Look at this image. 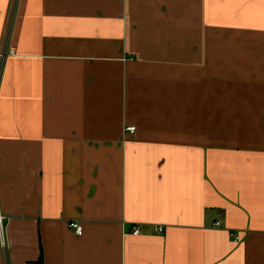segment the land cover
Wrapping results in <instances>:
<instances>
[{"label":"crops","instance_id":"0c3cea01","mask_svg":"<svg viewBox=\"0 0 264 264\" xmlns=\"http://www.w3.org/2000/svg\"><path fill=\"white\" fill-rule=\"evenodd\" d=\"M0 211V264H264V0H0Z\"/></svg>","mask_w":264,"mask_h":264},{"label":"built area","instance_id":"2783aa9c","mask_svg":"<svg viewBox=\"0 0 264 264\" xmlns=\"http://www.w3.org/2000/svg\"><path fill=\"white\" fill-rule=\"evenodd\" d=\"M5 56V54L3 55ZM128 131L130 132H134L136 130L135 126H130L127 128ZM5 219L6 216L4 214L1 213L0 211V248L6 252L7 249V240H6V225H5ZM216 227H221V222L220 221H216L214 224ZM70 227L73 228L76 232L77 235H82L84 232V228L83 225L78 223V222H71L70 223ZM163 227H159L158 231L161 233L163 232ZM134 235H139L141 233L139 228H134V230L132 231ZM241 238L240 236L237 234L235 235V241H239ZM29 264V263H27Z\"/></svg>","mask_w":264,"mask_h":264},{"label":"trees","instance_id":"16d2710c","mask_svg":"<svg viewBox=\"0 0 264 264\" xmlns=\"http://www.w3.org/2000/svg\"><path fill=\"white\" fill-rule=\"evenodd\" d=\"M39 264V263H38Z\"/></svg>","mask_w":264,"mask_h":264}]
</instances>
